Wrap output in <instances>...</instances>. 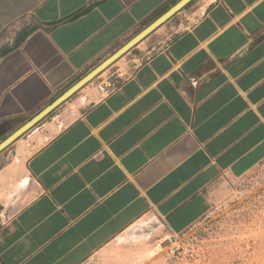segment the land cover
<instances>
[{
  "label": "crops",
  "instance_id": "0c3cea01",
  "mask_svg": "<svg viewBox=\"0 0 264 264\" xmlns=\"http://www.w3.org/2000/svg\"><path fill=\"white\" fill-rule=\"evenodd\" d=\"M26 124L0 264H133L119 235L184 232L264 159V0H0V143Z\"/></svg>",
  "mask_w": 264,
  "mask_h": 264
},
{
  "label": "rangeland",
  "instance_id": "374dc122",
  "mask_svg": "<svg viewBox=\"0 0 264 264\" xmlns=\"http://www.w3.org/2000/svg\"><path fill=\"white\" fill-rule=\"evenodd\" d=\"M225 183L223 198L184 232L137 223L115 239L112 254L133 264H264V159Z\"/></svg>",
  "mask_w": 264,
  "mask_h": 264
},
{
  "label": "water",
  "instance_id": "95a60500",
  "mask_svg": "<svg viewBox=\"0 0 264 264\" xmlns=\"http://www.w3.org/2000/svg\"><path fill=\"white\" fill-rule=\"evenodd\" d=\"M161 19V18H160ZM154 21L151 25H149L147 28H145L143 31H141L137 36H135L130 42H128L127 44H125L123 47H121L119 50H117L115 53H113L109 58H107L106 60H104L100 65H98L95 69H93L91 72H89L85 77H83L80 81H78L75 85H73L69 90H67L61 97L63 98L64 96H66L67 94H69L72 90H74L77 86H79L81 83H83L84 81H86L88 78H90L98 69H100L102 66H104L106 63H108L113 57H115L117 54H119L120 52H122L127 46H129L132 42H134L137 38H139L140 36H142L144 33H146L148 30H150L151 27H153L157 22H159V20ZM59 99V100H60ZM28 124H26L25 126L19 128L16 132H14L12 135H10L6 140H4L3 142L0 143V146L6 144L7 142H9L13 137H15L23 128H25Z\"/></svg>",
  "mask_w": 264,
  "mask_h": 264
}]
</instances>
